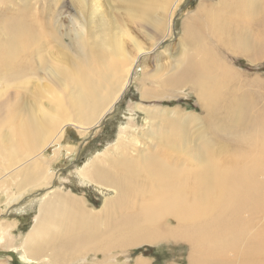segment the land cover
<instances>
[{
    "label": "rangeland",
    "instance_id": "1",
    "mask_svg": "<svg viewBox=\"0 0 264 264\" xmlns=\"http://www.w3.org/2000/svg\"><path fill=\"white\" fill-rule=\"evenodd\" d=\"M101 4L106 23L113 29L117 21L146 49L138 59L123 98L102 123L86 135L68 125L63 141L45 151L48 159L54 158L50 184L43 182L12 199L33 160L11 161L10 153L0 148V169L7 163L14 164L6 172L8 177H14L13 181L6 186L0 185V228L12 225L10 238H0V264H90L104 259V255L110 259L109 263L116 264H136L138 258L145 259L146 264H190L191 261L194 264H264L263 250L248 255L246 250L242 253L233 250L238 242L243 246L253 233L262 236L258 240H264L263 217V221L262 218L251 220L249 233L245 230L247 237H240L236 228L230 227L227 239L214 242L217 237H212L206 244V251H200L199 255L197 249L194 257H191L190 243L177 236L127 246L124 230L139 219L136 217L139 206L133 205L134 201L129 198L122 206L125 210L116 208L113 203L114 209L111 205L109 214L103 215L107 201L116 200V191L88 183L78 173L82 169L86 174L95 161L107 155L112 158V165V160L120 157V153L113 151L120 143L130 149L124 153L137 160L166 159L162 149L182 143L187 155L169 152L170 157H174L172 161L177 160L182 177L202 169L208 153L220 157L222 154L227 163L234 160L232 167H239L241 161L237 158L242 157L243 149L247 150L244 143L256 138L261 140L264 131V128L261 131L264 121V0H182L174 12L172 30L167 38H162L165 26L154 29L142 22L130 23L126 11L113 1L101 0ZM36 11L48 20L54 17L65 34L83 27L75 0H0V43L9 38L3 32L10 24L8 32L13 22L26 21ZM159 13L158 9L153 16ZM155 40L158 41L152 47ZM65 44L72 49L75 42L68 38ZM128 46L129 53L134 54L131 44ZM203 54L229 70L222 87L214 79L219 86V101L213 105L201 95L197 86L199 81L212 85L213 80L204 74L199 76L198 70L182 74L189 62H200ZM208 57L204 58L205 63H210ZM24 62L32 64L31 67ZM42 65L37 53L32 52L21 60L17 71L0 74V121L12 109L10 106L29 109L43 98L37 91L44 77V71L39 68ZM174 79L179 82L172 84ZM201 98L207 101L206 106L210 104V111L202 106ZM5 133L4 127L1 135ZM0 147L7 148V144L0 143ZM260 151H264L261 143ZM57 192L71 195L101 219L93 226L82 220L83 224L77 228L70 224H51L52 229L59 230L48 237L37 236L32 243L35 250H31V255L26 254L25 246L33 233L39 208L44 201H51ZM128 215L129 224L126 222ZM142 225L148 226L136 223L134 232ZM159 226L171 230L172 235L177 232L172 229L176 227L172 221L160 220ZM210 230L215 235L221 233L219 227ZM198 237L193 238L196 241ZM214 243L216 247L210 252ZM58 255H66V258L58 260Z\"/></svg>",
    "mask_w": 264,
    "mask_h": 264
},
{
    "label": "bare ground",
    "instance_id": "2",
    "mask_svg": "<svg viewBox=\"0 0 264 264\" xmlns=\"http://www.w3.org/2000/svg\"><path fill=\"white\" fill-rule=\"evenodd\" d=\"M110 1L126 11L130 23L142 22L154 29L165 26L166 32L162 38H167L172 30L174 12L182 0H107L108 3ZM75 4L83 18L82 29H71L65 34L61 23L55 22L54 17L48 20L40 11H36L26 21L23 19L17 24L12 21L11 30L8 32L10 24L3 32L9 38L0 43V74L17 71L21 60L32 52L39 56L43 63L39 68L44 71V77L37 85V91L43 98L29 109L10 106L12 109L0 121V143L7 144V148L0 147L2 151L10 153L11 161L21 163L29 158L33 160L32 167L23 173L24 182L13 193L12 199L43 182H52L51 162L54 158L48 159L45 151L63 141L68 125L74 126L81 135H86L102 123L123 98L138 59L146 49L117 21L113 29L110 23H106L101 0H75ZM158 9L160 13L154 17ZM68 38L75 42L72 49L65 44ZM157 41H153L151 46L156 45ZM128 44H131L134 54L129 53ZM206 56L203 54L200 62H189L182 74L198 70L201 73L199 76L204 74L212 79V85L199 81L197 86L201 95L213 105L219 101L216 81L222 87L229 70L209 57L210 63H205ZM24 63L30 67L32 65ZM178 82V79L171 80L172 84ZM43 99L47 101L43 102ZM200 102L210 111V104L206 106L202 98ZM4 127L6 133L1 135ZM263 128L264 121L261 131ZM260 143L264 150V131L261 140L256 138L244 143L247 150L243 149L242 157L237 158L241 161L239 167H232L234 160L231 159L229 164L220 153L222 158L208 153L209 158L202 169L184 177L178 171L177 160L172 161L174 157H170L179 152L187 155L182 143L163 148L166 159L153 160L133 158L129 153H124L130 152L129 147L120 143L113 150L120 153V157L113 159L112 165V158L107 155L95 161L86 174L82 169L78 173L88 183L110 192L116 191V200L112 203L107 201L103 215L109 214L111 205L114 209L113 203H116V208H121L129 198L134 201L133 205L139 206L136 215L139 219L124 230L123 235L128 238L127 246L129 243L139 245L177 236L190 243L191 257H194L197 249L199 255L200 251H206V244L212 237H217L214 242L227 239L230 227L236 228L240 237H247L251 220L264 218V151H260ZM13 166V163H7L0 169V185L6 186L13 181L14 177L6 174ZM239 168V171L234 170ZM138 201L140 204H137ZM83 206L71 195L59 192L51 201H44L32 227L33 233L26 243V254L31 255V250H35L32 243L37 236L48 237L59 230L52 229L51 224H70V227L77 228L85 220L89 226L96 225L101 216L97 213L92 215L94 212ZM122 208L125 210V207ZM127 217L129 224L130 215ZM160 220L174 222L176 227L172 229L177 232L172 235L171 230L160 227ZM136 223H146L148 226L142 225L134 232ZM211 227H219L221 233L213 234ZM10 228H0L2 240L10 238ZM196 235L199 237L195 241L193 237ZM258 235L253 233L246 238L243 246L238 242L233 247L234 252L246 250L248 255L259 249L264 251V240H258L262 237ZM214 247L215 243L210 246V252ZM57 258L62 260L66 255H58ZM99 260L90 264H116L112 261L109 263L110 259L105 255L104 259ZM136 264H146V260L138 258ZM190 264L194 263L191 261Z\"/></svg>",
    "mask_w": 264,
    "mask_h": 264
}]
</instances>
